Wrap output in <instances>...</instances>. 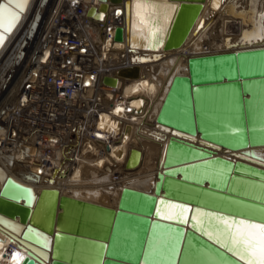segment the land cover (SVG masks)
Masks as SVG:
<instances>
[{"label":"bare ground","instance_id":"obj_1","mask_svg":"<svg viewBox=\"0 0 264 264\" xmlns=\"http://www.w3.org/2000/svg\"><path fill=\"white\" fill-rule=\"evenodd\" d=\"M178 3L28 0L23 11L9 4L19 19L0 44V190L10 177L35 195L56 189L114 207L124 186L151 188L160 139L171 135L155 118L188 58L264 47V0H203L181 46L154 45V23L165 28ZM91 8L97 17L87 16ZM62 31L79 44L75 51L60 46ZM85 73L93 75L82 85ZM131 149L139 163L126 169ZM254 151L264 157V148ZM27 250L0 225V264H19Z\"/></svg>","mask_w":264,"mask_h":264},{"label":"water","instance_id":"obj_2","mask_svg":"<svg viewBox=\"0 0 264 264\" xmlns=\"http://www.w3.org/2000/svg\"><path fill=\"white\" fill-rule=\"evenodd\" d=\"M170 1L179 2L172 19L165 28L153 25V44L166 50L182 45L203 6ZM0 3L11 8L9 0ZM187 70L172 79L155 118L171 135L160 139L151 188L124 186L117 204L105 207L56 189L35 195L5 178L0 225L28 249L19 264H246L233 254L243 246L233 244L235 229L222 218L264 223V157L254 151L264 148V47L190 57ZM139 158L131 149L125 168ZM170 205L188 211L164 219L181 212Z\"/></svg>","mask_w":264,"mask_h":264},{"label":"snow or ice","instance_id":"obj_3","mask_svg":"<svg viewBox=\"0 0 264 264\" xmlns=\"http://www.w3.org/2000/svg\"><path fill=\"white\" fill-rule=\"evenodd\" d=\"M9 4H15L16 8L23 11L28 4V0H9ZM18 19V12L13 11L7 5L0 3V44H3L5 40L4 33L11 31L13 24ZM5 20L9 21L7 27L5 26ZM170 207L179 208L181 209V212L177 216H164V219H181L183 213L188 211V209L184 208L182 205H170ZM201 215L206 214L202 213ZM192 219L195 220L196 217H192ZM183 222L188 223V220L184 218ZM222 223H224L230 230L235 229V231H230V237L233 244L243 246L242 252L239 254L233 253L234 255H239V258L244 259L246 264H264V223H246L243 220L228 221L225 218H222Z\"/></svg>","mask_w":264,"mask_h":264},{"label":"built area","instance_id":"obj_4","mask_svg":"<svg viewBox=\"0 0 264 264\" xmlns=\"http://www.w3.org/2000/svg\"><path fill=\"white\" fill-rule=\"evenodd\" d=\"M59 37H61V40H60V46L66 50L67 48L68 49H71V50H74L78 47V43L76 41H74L73 39L70 38V34L67 33L66 31H62L59 33ZM63 45V46H62ZM78 52L79 54H86V49L83 48V47H80L78 48ZM66 63L69 65L70 64V60H66ZM35 76L34 80H33V83L37 80V74L34 73L33 74ZM93 74L91 73H85L83 75V80H82V85L83 83H85L86 81V78L87 76H92ZM31 80V79H30ZM26 89H30L32 88V85H30L29 83L25 86ZM25 137V135L23 136Z\"/></svg>","mask_w":264,"mask_h":264},{"label":"rangeland","instance_id":"obj_5","mask_svg":"<svg viewBox=\"0 0 264 264\" xmlns=\"http://www.w3.org/2000/svg\"><path fill=\"white\" fill-rule=\"evenodd\" d=\"M18 63H19V61L17 62V64L16 65H14L13 67L14 68H12V71H15V69L17 70V68H18ZM17 66V67H16ZM17 72V71H16ZM14 75V74H13ZM12 75V76H13ZM5 89H3V91H4ZM3 91H1V92H3ZM1 92H0V96H1ZM76 167H73V169H75ZM88 183H91L90 181H84L82 184H88Z\"/></svg>","mask_w":264,"mask_h":264}]
</instances>
